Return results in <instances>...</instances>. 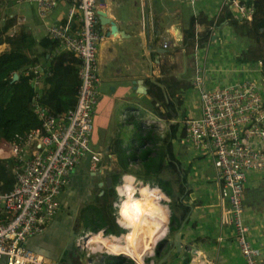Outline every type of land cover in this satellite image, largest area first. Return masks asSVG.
Segmentation results:
<instances>
[{
    "label": "built area",
    "instance_id": "1",
    "mask_svg": "<svg viewBox=\"0 0 264 264\" xmlns=\"http://www.w3.org/2000/svg\"><path fill=\"white\" fill-rule=\"evenodd\" d=\"M26 1L35 5L46 35L58 41L57 50L81 60L80 84L76 104L65 112L56 114L34 102L41 126L3 147L5 156L14 162L15 184L10 191H0V261L58 264L28 247L27 241L42 234L57 215L59 199L70 184L74 169L88 157L92 169L104 162L106 152L92 148L94 113L100 100L98 52L105 39L98 29V12L103 4L101 0H65V20L54 22L50 19L52 11L62 0ZM181 1L195 5L198 0ZM243 11L252 15L254 5ZM163 44L167 48L169 42ZM261 66L262 63L259 70ZM26 75H33L32 83L37 87L44 70L30 67ZM260 78L261 81L247 79L208 88L205 73L198 71L193 89L199 92L202 114L184 119L185 134L181 138L196 153L212 159L220 195L226 203L224 213L235 225V242L245 264H264L244 220L247 175L264 170V77ZM115 205L117 210L119 202ZM83 237L77 240L76 248H83ZM95 255L98 251H86L88 264L96 263Z\"/></svg>",
    "mask_w": 264,
    "mask_h": 264
},
{
    "label": "crops",
    "instance_id": "2",
    "mask_svg": "<svg viewBox=\"0 0 264 264\" xmlns=\"http://www.w3.org/2000/svg\"><path fill=\"white\" fill-rule=\"evenodd\" d=\"M21 1L23 0H18V2ZM220 2L222 0H198L195 5H187V3L181 0H105L101 10H106L108 17L115 21L118 26V32L110 34V25H103L101 22L98 25V29L105 35V39L101 42L98 52V69L101 77L100 100L96 106L94 118H96V123L100 125L102 131L103 138L101 139L99 150L106 152L105 157L107 155L108 157L109 155L110 157H114L110 154L109 144L111 138L121 135L119 134L118 123L120 121L118 120V115L126 109L144 108L143 103H146V100L149 102L152 100L148 95L149 85L147 79L157 80L164 87V93L167 97L166 103H171L172 99L169 97L171 86L164 79L166 73L162 72L161 66L168 57L171 59L181 57L173 54L174 48L178 49L180 53L182 52L183 55H186V46L193 43V41H189L186 44L183 42L190 19L200 16L199 19L203 21L205 16H207L205 13L210 14L212 18H218L223 14V11H220ZM67 8L68 1H60L52 11L51 21H64ZM33 9L35 15L26 16L18 11L17 20L14 21L8 33H24L35 38L37 41L46 37L44 25L39 19L34 5ZM206 29L207 26L205 24H201V22L197 23L195 37L199 38L197 35L202 34ZM215 29L216 33L213 36L215 40L212 39L201 48H198L195 59L185 57V71L181 74V80L189 81L195 78L199 71L201 74L205 73L208 88H219L247 79H257L259 75L261 76L259 69H255L254 66L246 62L244 60L246 58H243L241 53H239L238 45L240 42L237 43L235 31L228 24V21H223L220 27L216 26ZM165 41L169 42L167 48L163 46ZM4 44L6 46L5 50H8L10 48L9 44ZM40 51L41 48H38L37 53ZM25 52L28 53L26 50ZM55 53L59 55L62 52L58 49L55 50ZM231 53L232 59L229 60ZM29 55L32 56V54ZM237 55L241 56V58H237ZM67 56L70 59L69 65L71 69L78 71L81 60L71 53H68ZM74 57L76 60L73 59ZM42 64L46 66L47 63L42 62ZM43 65L39 64L35 66H40L44 70L45 66ZM181 87H183L182 91L185 94L179 105L180 108L177 110L178 115L174 118V122L179 124L177 137H179L181 145L176 150L179 161H181L183 168L188 171L189 183L186 187L189 190H195L196 187H202V184L195 182L197 177H193V175H202L208 166H212L213 168L214 164L208 156L196 153L190 146L183 144L181 141V138L185 134L183 133L185 131L184 119L189 117V115L199 117L202 114L198 99L199 92L193 89V83L191 85L184 82L183 85L180 84ZM173 94H175V91ZM35 102H37L36 99ZM45 107L51 109L50 106ZM175 139L173 143H175ZM3 145H5V142L0 144V156L7 158L5 156L7 154L4 152L6 148H3ZM189 166L194 167L195 170L188 169ZM87 167L91 168L89 157L74 169L70 184L59 199L60 204L57 215L42 234L31 237L34 241L30 245L35 248L44 249L42 243L47 245L48 242H54L60 254H65L67 236L73 230V222L77 220L76 218L74 219V214H77L76 209L78 204L82 203L81 199L87 196L86 192L88 189L86 187H88L89 182L92 180L93 174L87 171ZM212 175L214 176L211 178V181L214 184L206 185L204 183L205 186H203L205 190L210 189L211 192L217 191V197H213L211 201L214 204L205 205V202H202V204L192 205L193 201L189 203L181 201L190 210L188 214H184L183 207L179 209L182 215L178 216L179 220L175 221L177 222L176 224L174 222L173 226L176 230L172 232H180L181 240L184 239L186 242H193L194 244H203V248L208 247L209 250L214 249V246L218 248L219 252H217L216 256H210L207 252L200 249L198 253L200 259L199 257L194 259V264H245L244 257L235 242L233 227L223 225L221 229L218 223L215 225V219L212 218L216 217H213V215L205 217V221L196 215L198 208L202 212L207 211L210 214L214 212L222 219V223L224 224L229 222L224 213L226 203L220 195V184L217 182L216 170H214ZM133 177L135 178V176ZM135 181H137L136 178ZM137 183L140 185L145 182ZM244 206V220L250 227L249 238L255 247L264 252V170L251 171L247 175L244 190ZM78 208V214H80L81 209L85 208V206L81 204ZM167 218H169V215ZM201 220L202 222H200ZM118 221L121 224L120 215ZM168 222L169 220L166 223L168 224ZM206 224L210 227L217 226L219 228V232L215 233L218 237L213 233L214 231L207 236L205 235L204 230L207 227L204 226ZM82 229L84 228L82 227ZM169 231L170 228L168 227L163 237L167 236ZM211 234L216 236L217 242L205 243V241H200L201 237L205 239L210 237ZM90 250L103 252L94 249ZM184 254L185 252L182 251L180 258H184ZM68 257L72 261V264H88L86 258L82 257L84 259L82 260L81 256L75 251H70ZM178 261L175 264H180ZM63 263L70 264L67 259V253L64 256ZM0 264L5 263L2 260Z\"/></svg>",
    "mask_w": 264,
    "mask_h": 264
},
{
    "label": "trees",
    "instance_id": "3",
    "mask_svg": "<svg viewBox=\"0 0 264 264\" xmlns=\"http://www.w3.org/2000/svg\"><path fill=\"white\" fill-rule=\"evenodd\" d=\"M250 18V21H243L233 15L223 13L220 15L217 25H221L223 21L227 20L237 35L253 38L256 47L249 48L247 53L243 54V58L245 57L244 60L248 63L254 62V64L250 63L254 66H256L257 61H263L260 74L264 77V0H254V12ZM213 20L214 18L209 20L206 16L203 21L197 16L192 17L184 35V44L189 41L194 43L195 28L197 23L201 22L207 26V29L197 36H199L200 45H205L208 42L210 27L214 24L216 26V22L214 23ZM14 21V17H11L4 26L0 25V45L7 43L10 46L8 50L0 51V144L3 142L10 143L19 137H25L32 130L41 126V120L35 113L33 106L35 99L41 105L50 106L53 113L65 112L76 104L80 84L79 70L71 69L70 59L67 56L68 52H62L59 55L55 53L58 47L57 40L46 35L37 41L24 33H8ZM38 48H41V51L37 53ZM73 59L76 60L75 57ZM42 62L47 63L46 66ZM39 64L45 66L44 75L41 84L35 87L32 83L33 75H26V70ZM15 73H18L19 77L13 80ZM147 81L149 85L148 95L152 98L150 104L153 107L157 103L165 104L167 97L164 93V87L155 79H147ZM173 93L174 91L170 89L169 97L175 103V110L177 111L180 104L173 97ZM132 119V123L137 129L134 133L135 140L127 147L122 142H117L115 153L118 162L125 174H128L131 163L141 165L143 168L142 178L145 183L155 182V185L158 184L157 186L161 191L172 199L170 207L173 213L170 232L175 231L176 228L172 222L179 219L174 209L183 207L184 214H188L190 210L181 202L183 200L179 202V198L185 193L188 174L177 157L175 146L172 145L173 140L177 137L179 124H173L165 136H156L153 130H144L139 122L134 121V118ZM13 166L14 162L11 158L0 156V191H10L13 188L15 184ZM120 176L121 173L113 175V185L118 183ZM166 176L168 177L165 178ZM171 184L177 185V188L170 186ZM110 194L113 198L117 197L114 187L111 188ZM160 197L162 201L163 195L160 194ZM100 200V203H91L85 206V213L81 217L83 228L91 227L90 230H95L98 227L96 233L106 235L104 233V226H106L105 232L108 235L120 236L124 229L118 226L115 221L112 201L106 193ZM156 257H159V247L156 251Z\"/></svg>",
    "mask_w": 264,
    "mask_h": 264
},
{
    "label": "rangeland",
    "instance_id": "4",
    "mask_svg": "<svg viewBox=\"0 0 264 264\" xmlns=\"http://www.w3.org/2000/svg\"><path fill=\"white\" fill-rule=\"evenodd\" d=\"M220 3H221L220 11H223V13L233 15L235 18H237L239 20L250 21V19H251L250 13H246V11L244 12L243 10H247L248 8L252 7L254 5V0H222V2H220ZM234 5H235V7H234ZM18 11L20 13L26 15V16L35 15L33 5L27 1L23 0L21 2H18V0H0V25L4 26V24L11 17H14V19L16 21L17 20L16 16H17ZM205 14L207 15L206 17L209 20L212 19V16L210 14H208V13H205ZM198 17H200V16H198ZM219 17L214 18L213 21H214V23L216 22V26L220 27V25H217V23L219 21ZM216 26L214 24L212 27H210V32H209V36H208V40H207L208 42H210L212 39L215 40L213 38V36L216 33V29H215ZM235 39H237V43L240 42L238 45L239 46L238 51H239V53H241L242 56H243V54L245 55L247 53L249 48L253 49L256 47V43L254 42L253 38L250 39V38L242 37V36H239L236 34ZM194 42L195 43H190L186 46V49H187L186 55L185 54L183 55L182 52L180 53V51H178V49L174 48L173 54H177V56H181V57H179L178 59H176V58L171 59L168 57L165 60L164 64L161 66L162 72L166 73V76H164V79L167 81L168 85L171 86L170 89L175 91V94L173 95V97L175 99H177L179 104H181V102L183 100V95L185 94V92L182 91L183 87L180 88V84L183 85L184 82H187V83L192 85L193 81L195 80V78H192L189 81L188 80H183V81L181 80V74L183 73V71H185V66H184L185 57L195 59V57H197L198 48L202 47L198 41V37H195ZM5 47H6L5 44L0 45V50L1 51L5 50ZM176 52H178V53H176ZM238 57L241 58V56L237 55V58ZM231 59H232V53L230 54V57H229V60H231ZM250 63H251V61H250ZM260 63H262V65H263V61H257L255 63L256 66H254V65H252V66H254V68L257 69L258 65ZM251 64H254V62ZM261 67H263V66H261ZM259 71H261V70H259ZM257 79H259V81H261L260 76H258ZM143 106H144V108L139 107V108H132V109H128V110L126 109V110H124V112H121L118 115L119 116L118 120L120 121L118 123L119 131H120L119 134H121V135H116L113 138H111V142L109 144L110 145V154H112V156H114V157H110V155L108 157V155H107L106 157H104V162L100 163L97 166V168L92 169L90 167H87L88 168L87 171L92 173L93 176H92V180L89 182L88 187H86L88 189L86 192L87 196L81 199L82 203L78 204V207H79L81 204L83 206H86L87 204H89L91 202L100 203L101 202L100 198H102L104 193H106L108 195V198L110 199V201H112V211H113V215L115 216V221L118 224V226H120V224L118 223V220H117L119 218V215L117 213V210H115V207H116L115 203L119 202V198H120L119 193L124 198L142 195V193H140V187L141 186L138 185L137 182H145V181L142 178L143 177V172H142L143 168L141 167V165L135 164V163L130 164L128 174H132L133 176H135V178L137 179L136 183H135V178L132 175H125L124 176V174H125L124 170L120 166V164L118 162V157L115 153L117 142H122L124 144V146L127 147L128 145H130L135 140L134 139V133L137 131V129L134 126V124L132 123V121H133L132 118H134V121L139 122L140 126L144 130L151 129V130H153V132L156 136H165L167 131L170 130L172 125L175 123L174 118L177 117V115H178V111L175 110L176 105L172 101H171V103L167 102V103L161 104V105L159 103H157L155 105V107H153L150 104V102L148 100H146V103H143ZM131 111H133V112H131ZM137 111H138V114H136ZM148 114H149V116H148ZM183 133H185V131H183ZM102 138H103V135H102L100 125L96 123V118H94V132L92 134V148L93 149H95V150L100 149V144H101ZM172 145L176 146L175 148H177V150H178V146L181 145V143L179 142V137H177L175 139V143L172 142ZM113 154H115V155H113ZM184 167H186V166L184 165ZM213 168H214V166H213ZM213 168H212V166L211 167L208 166L207 170H205V173H203L202 175H198V176L193 175V177H197V180H195V182H198V184H202V187H196L195 190H189L186 187L185 193L179 198V202L181 200H183L185 203H189L190 201H193L192 205L202 204V202H205V205H208V204L213 205L214 203L211 201H212L213 197L214 198L217 197V191L211 192L210 189L205 190V187H204L205 186L204 183H206V185L207 184L208 185L214 184L211 181V178L214 176L212 174L214 173V170H215V168H214V170H213ZM188 169L193 170L194 167L189 166ZM116 173H121V176H120L118 182H120V180L123 178V176H124V178H123L122 183H116L115 185H113L112 184V181H113L112 177ZM138 176H140V177H138ZM167 177L168 176H166L165 178H167ZM174 179H175V177H174ZM125 183L127 185L122 186ZM152 183L155 184V182H152ZM188 183H189V177L187 175L186 185ZM144 184H148V183H144ZM154 184L150 185V186L153 187ZM117 185H118V190L116 188ZM170 186L177 188V185L174 186L173 184H171ZM112 187H114L116 192H117V197H115V198H113L110 194V190ZM118 191H119V193H118ZM161 193H163V192L162 191L158 192V195L160 196ZM166 195L164 196L165 198H163L162 201L160 200V202H162L164 205H166L169 208V222L167 225L170 228L171 215L173 213V211L170 207V204L172 203V201H171L172 199L168 195L167 196ZM160 199H161V197H160ZM78 207L76 209L77 214L76 213L74 214L75 215L74 219L76 218L77 220H76V222H73V224H72V229L76 233V237L73 241L74 248L77 247L76 243H77V240L80 238L81 235L85 236L89 232L96 233V231H97L96 228H98V227H96L95 230H90L91 227H88V228L85 227L84 229H82L83 222H82L81 217L84 215L85 210H84V208H82L80 214H78V209H79ZM197 211L198 212H196V215H198L199 218L203 219L204 221L206 220L205 217H210L211 215H213V217H216V218H212V219H215V225H216V223H218L221 229H222L223 225L233 227L234 234H235V225L231 221H229L227 224H224V223H222V219H220L218 217V215H216L214 212L212 214H210V212L208 213L207 211H203V212L199 211L198 208H197ZM174 212L177 216L182 215V212L180 213L178 207H176L174 209ZM206 215H208V216H206ZM174 222H172L173 225H174ZM200 222H202V220ZM176 223L177 222H175V224ZM104 227L106 229V226H104ZM204 227H207L206 230H204L206 236L208 234L212 233V231H214L213 232L214 234L219 232V228L217 226H215V227L211 226L210 227L208 224H206V226H204ZM248 228H249V234H250L249 225H248ZM126 232H127V229H125L122 233H126ZM177 233L178 232L174 233V232L169 231L167 233V236L162 237L157 242L155 247H151V249L149 250V252L145 256V264H175V262L178 260H179L178 263H180V264H194V259H196L197 257L200 256L198 254L200 252V249L203 250L204 252H207L210 256H216L217 252H219V250L216 246H214V249L209 250L208 247L203 248L202 247V246H204L203 244H194L193 242H186V240H184V239L181 241L182 242V248L179 250L178 246L174 247V245H173V238L175 237V235ZM105 234L106 235H104V236L108 235L106 232H105ZM215 235L218 237L217 234H215ZM215 235L211 234L210 237H207L205 239L203 237H201L200 241L201 242L205 241V243L206 242L207 243L217 242ZM119 237H123V236L120 235ZM234 238H235V235H234ZM84 241H85V244L80 243V247H83V248H81V249L76 248V252L77 253L79 252V255L83 258L85 257L86 251L91 249L90 247H89V249L87 248L88 247L87 246L88 245L87 239H85ZM194 241L198 242L197 240H194ZM113 242H115V241L113 240ZM121 245H123V242H121ZM158 247H159V257L160 258L156 257V251H157ZM212 248H213V246H212ZM173 251H175V252L172 253ZM182 251L185 252L184 258H180L182 255ZM259 251H260V259L262 262H264V252L261 249H259ZM168 253H170L168 258H166V260L164 262H161L162 258L165 257ZM201 255H203V253H201ZM94 258L96 259L95 264H137L136 260H134L132 257L125 256L124 254H110L109 252H105V251L98 252V255H95ZM180 259H181V261H180ZM199 259H200V257H199Z\"/></svg>",
    "mask_w": 264,
    "mask_h": 264
},
{
    "label": "bare ground",
    "instance_id": "5",
    "mask_svg": "<svg viewBox=\"0 0 264 264\" xmlns=\"http://www.w3.org/2000/svg\"><path fill=\"white\" fill-rule=\"evenodd\" d=\"M123 178L120 183L123 182ZM126 185L125 183L122 186ZM140 186L142 195L124 198L119 193L117 211L121 217L122 226L127 229L126 233L121 234L123 237L118 235L104 236L103 233L92 232L84 236L81 243L85 244L84 240L87 239V246L91 249L124 254L132 257L138 264H145L146 254L167 232L166 222L169 220L167 218L169 208L160 202L158 192L161 190L157 185L154 184L151 187L149 183H142ZM161 194L164 198V194Z\"/></svg>",
    "mask_w": 264,
    "mask_h": 264
},
{
    "label": "water",
    "instance_id": "6",
    "mask_svg": "<svg viewBox=\"0 0 264 264\" xmlns=\"http://www.w3.org/2000/svg\"><path fill=\"white\" fill-rule=\"evenodd\" d=\"M101 3L104 4L105 0H101ZM98 14H99V18H100L101 24L110 25V32H109L110 34H115V33L118 32L117 24L110 17H108V13H107L106 10H104V9L103 10H99ZM18 77H19L18 73H15L14 76H13V80L18 79ZM116 188L118 190V187H116ZM167 230H168V226H167ZM75 236H76V233L73 232L71 234V236L68 237V240L66 241V247H65V250H64V253H65L64 255L62 253L60 254L59 249L56 246V243H54V242H50V243L48 242L47 245L42 243V246H43L44 249H40V248H37V247L35 248L32 245H30L34 240L31 239V237H29L28 241H27V245L29 243L28 247H30L35 252H37V253H39L41 255H44V256H46L48 258H51V259L57 261L58 264H64L63 263L64 256L67 253V259L69 260V263L72 264V261L69 259L68 255H69L70 251H75L76 252V248H74V245H73V241H74V237ZM181 241L182 240H180V232H179L173 238L174 247L178 246V249L180 250L182 248V242ZM77 254L79 255V252ZM169 254L170 253H168L165 257H163L161 262L165 261L166 258H168ZM82 260H84V259L82 258Z\"/></svg>",
    "mask_w": 264,
    "mask_h": 264
},
{
    "label": "flooded vegetation",
    "instance_id": "7",
    "mask_svg": "<svg viewBox=\"0 0 264 264\" xmlns=\"http://www.w3.org/2000/svg\"><path fill=\"white\" fill-rule=\"evenodd\" d=\"M73 232L75 233L74 230H72V231L69 233V235L67 236V240H68V237L71 236V234H72ZM75 237H76V236H75ZM75 237H74V239H75Z\"/></svg>",
    "mask_w": 264,
    "mask_h": 264
},
{
    "label": "clouds",
    "instance_id": "8",
    "mask_svg": "<svg viewBox=\"0 0 264 264\" xmlns=\"http://www.w3.org/2000/svg\"><path fill=\"white\" fill-rule=\"evenodd\" d=\"M1 51V50H0ZM119 183V182H118ZM151 184H154V183H151ZM138 192V191H137ZM119 193V192H118ZM118 220V219H117ZM119 223V221H118ZM120 224V223H119ZM120 226L124 229V227L120 224ZM125 230V229H124Z\"/></svg>",
    "mask_w": 264,
    "mask_h": 264
}]
</instances>
